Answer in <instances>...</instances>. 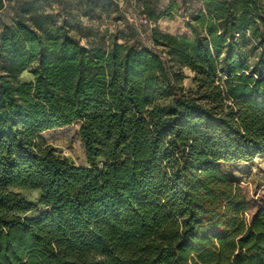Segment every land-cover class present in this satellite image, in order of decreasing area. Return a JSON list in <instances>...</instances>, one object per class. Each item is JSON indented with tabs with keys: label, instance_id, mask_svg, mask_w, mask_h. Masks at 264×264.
Instances as JSON below:
<instances>
[{
	"label": "trees",
	"instance_id": "16d2710c",
	"mask_svg": "<svg viewBox=\"0 0 264 264\" xmlns=\"http://www.w3.org/2000/svg\"><path fill=\"white\" fill-rule=\"evenodd\" d=\"M201 2L155 48L86 44L41 0L1 25L0 264H264V204L223 167L264 154V0ZM76 121L89 165L42 140Z\"/></svg>",
	"mask_w": 264,
	"mask_h": 264
},
{
	"label": "rangeland",
	"instance_id": "374dc122",
	"mask_svg": "<svg viewBox=\"0 0 264 264\" xmlns=\"http://www.w3.org/2000/svg\"><path fill=\"white\" fill-rule=\"evenodd\" d=\"M29 0H9L0 11V27L5 22H13L20 14L21 9ZM173 1L177 3L174 10H170ZM43 9L58 12L64 11L71 18V27L74 33L81 37L86 44L92 41H110L118 35L121 41L126 39L138 40L143 45L155 48L152 41L153 26L158 25L164 32L179 36L192 37V31L186 26V21L194 10L202 6L201 0H159L158 7L164 16L154 23H141L144 0H41ZM67 11V12H66ZM69 11H72L70 14ZM86 11L90 15H85ZM137 16L138 22H132L130 16ZM138 23V24H136ZM160 51V49H158ZM188 75L183 83L186 88L196 89L194 74L184 69ZM34 76L26 71L21 80H33ZM81 122L76 121L64 127L44 131L42 140L57 153L68 158L78 165H89V159L80 134ZM223 167L240 179V184L250 200L247 211L251 217L264 204V154L256 156L251 161L224 162ZM23 195L36 203L40 200V191L30 187L18 189ZM43 207L39 204V208ZM33 210L27 215H34Z\"/></svg>",
	"mask_w": 264,
	"mask_h": 264
},
{
	"label": "built area",
	"instance_id": "2783aa9c",
	"mask_svg": "<svg viewBox=\"0 0 264 264\" xmlns=\"http://www.w3.org/2000/svg\"><path fill=\"white\" fill-rule=\"evenodd\" d=\"M137 16H138L137 14L135 16H130L129 15V18H130V20L132 22H138L137 21ZM139 17H140L139 20H140L141 23H145V24H150L151 23V21L145 15H140ZM136 24H138V23H136Z\"/></svg>",
	"mask_w": 264,
	"mask_h": 264
},
{
	"label": "crops",
	"instance_id": "0c3cea01",
	"mask_svg": "<svg viewBox=\"0 0 264 264\" xmlns=\"http://www.w3.org/2000/svg\"><path fill=\"white\" fill-rule=\"evenodd\" d=\"M8 1L9 0H0V7H1V5H3V8L0 9V11H2L4 9V7L6 6V4H7Z\"/></svg>",
	"mask_w": 264,
	"mask_h": 264
}]
</instances>
